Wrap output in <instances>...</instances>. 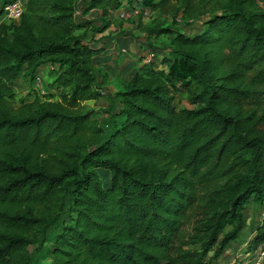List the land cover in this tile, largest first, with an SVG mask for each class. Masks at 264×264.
Segmentation results:
<instances>
[{
    "label": "trees",
    "instance_id": "1",
    "mask_svg": "<svg viewBox=\"0 0 264 264\" xmlns=\"http://www.w3.org/2000/svg\"><path fill=\"white\" fill-rule=\"evenodd\" d=\"M261 1L89 0L81 14L101 13L90 30L75 21L80 0H28L17 22L0 23V264H41L31 247L47 243V264L219 258L245 205L264 204ZM125 7L154 16L140 45L151 58L105 95L96 65L110 52L87 36ZM184 93L191 107L177 106ZM263 241L259 230L247 252Z\"/></svg>",
    "mask_w": 264,
    "mask_h": 264
},
{
    "label": "rangeland",
    "instance_id": "2",
    "mask_svg": "<svg viewBox=\"0 0 264 264\" xmlns=\"http://www.w3.org/2000/svg\"><path fill=\"white\" fill-rule=\"evenodd\" d=\"M260 5L264 6V2H259ZM133 11V10H132ZM145 11V13H144ZM140 10L137 14H132L128 7L121 9L118 13L114 14V21L107 27L103 32L92 36L91 32L88 33L87 40L93 46H100L103 43H97L96 38L105 37L107 44L113 46L110 55L107 60L103 59L102 62L96 65L97 71L100 75L105 73L109 76L108 81H104L103 88L105 95L111 94L115 89L118 88L119 83L122 81L123 77L127 75V68L129 65H138L140 63H145L146 58L151 55L149 49L142 48L140 44H143L146 39V30L155 22L154 16L147 9ZM100 12L92 11L89 15L88 29L99 28ZM202 18V17H201ZM162 20V19H158ZM168 21L170 19L168 18ZM198 20L194 21L193 25H196ZM192 25V27H193ZM176 26L183 31L191 30L190 27L183 25L180 18L176 20ZM90 29V30H91ZM107 37V38H106ZM118 41H125L126 46H117ZM106 44V43H105ZM106 44V45H107ZM124 48V51L122 50ZM157 52H161L160 49H155ZM140 58L143 60L140 61ZM163 66L160 65L159 69ZM50 67H41L36 74L40 78V81L36 80L34 83L35 89L42 93L45 91L44 85L46 81L50 78L49 76ZM30 86L28 83L19 81L15 85V90L19 94L23 95L30 91ZM188 93L178 95V107H191L187 101ZM88 106L94 107H106L108 105L107 98L90 100L85 102ZM244 226L238 237L228 243L223 253L219 256L217 260L212 261V264H234L235 262H245L246 264H253L257 252L248 253V245L252 239L257 234V231H264V204L260 206L259 204L250 201L245 205L244 208ZM264 244V241H263ZM47 244H43L40 248L31 247L34 251L35 256L40 260L41 264H47L50 261L49 256L46 254Z\"/></svg>",
    "mask_w": 264,
    "mask_h": 264
},
{
    "label": "built area",
    "instance_id": "3",
    "mask_svg": "<svg viewBox=\"0 0 264 264\" xmlns=\"http://www.w3.org/2000/svg\"><path fill=\"white\" fill-rule=\"evenodd\" d=\"M28 0H10L2 6L0 13V23L1 22H17L25 8V4ZM132 14H137L140 12L138 9H133ZM145 13V11H144ZM151 55L146 58V62L149 61ZM36 80L40 81V78L36 76ZM35 80V81H36ZM253 264H264V251H261L256 257Z\"/></svg>",
    "mask_w": 264,
    "mask_h": 264
},
{
    "label": "crops",
    "instance_id": "4",
    "mask_svg": "<svg viewBox=\"0 0 264 264\" xmlns=\"http://www.w3.org/2000/svg\"><path fill=\"white\" fill-rule=\"evenodd\" d=\"M88 3H89V0H80V2H79V6H78V10H77V12L75 13V21H76V23H82V22H84V21H89V15L91 14V12L92 11H99V10H97V9H91L86 15H83V14H81V11H82V9L85 7V6H87L88 5ZM100 12V11H99ZM101 14V13H100ZM87 30V27L86 26H80V27H78L76 30H75V34H78V35H80V34H82L83 32H85ZM100 43V42H99ZM101 43H103V44H100L101 46H105V47H107V49H108V51L111 53V50H112V47L111 46H113V45H111V44H107V41L105 40V42H101ZM107 45H106V44ZM90 45H91V47H93V48H95V47H100V46H93L91 43H89ZM96 44H98V43H96ZM127 44H126V42L125 41H118V44H117V46H119V47H121V46H126ZM141 45V44H140ZM122 50L124 51V48H122ZM43 67H45V66H43ZM39 71V70H38Z\"/></svg>",
    "mask_w": 264,
    "mask_h": 264
}]
</instances>
